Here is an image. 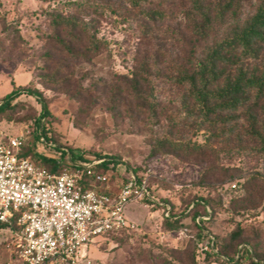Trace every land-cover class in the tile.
Here are the masks:
<instances>
[{
	"label": "trees",
	"instance_id": "obj_1",
	"mask_svg": "<svg viewBox=\"0 0 264 264\" xmlns=\"http://www.w3.org/2000/svg\"><path fill=\"white\" fill-rule=\"evenodd\" d=\"M121 5L129 11L123 22L135 29L138 42L131 68L120 76V84L104 82L102 89V82L81 87L77 97L83 100L102 90L92 100L106 97L111 107H125L148 128L159 126L164 134L152 142L153 154L173 155L184 163L196 164L212 163L220 149L233 156L264 157V0H70L64 6L69 12L64 13L63 7L49 14L47 39L51 48L42 84L70 88L74 68L92 61L108 47L99 36L105 10L118 13ZM167 86L177 97L165 102L160 95ZM22 93L42 101L39 90L18 88L0 103V122L13 120L17 107L25 106L18 102L12 105ZM43 118L45 124L40 127ZM49 118L44 104L36 123L47 141L57 145ZM202 132L207 133L208 140L201 144L194 138ZM65 155L63 152L62 158ZM22 156L51 171L62 168L56 157L42 155L34 146L24 147ZM74 158L92 159L84 154ZM93 158L116 162L112 156L102 154ZM233 185L230 192L239 195L235 201H264L262 175L254 173L241 186ZM195 203L196 208L215 209L208 199ZM198 217L195 212L192 218L196 221ZM199 221L195 223L196 246L207 237L206 222ZM165 225L179 229L181 220L169 211ZM132 232L122 231L114 239ZM209 239L211 248L203 253L211 263L245 264L247 259L248 264H264V225L236 222L227 236ZM161 259L154 257L151 264Z\"/></svg>",
	"mask_w": 264,
	"mask_h": 264
},
{
	"label": "rangeland",
	"instance_id": "obj_2",
	"mask_svg": "<svg viewBox=\"0 0 264 264\" xmlns=\"http://www.w3.org/2000/svg\"><path fill=\"white\" fill-rule=\"evenodd\" d=\"M68 1L0 0V103L18 88H34L42 94V101L22 93L12 102V105L18 102L25 106L17 107L13 120L0 122V141L23 134L25 147L34 146L38 153L48 156L57 154V150H47L36 140V120L46 104L51 133L58 148H70L73 156H112L119 166L114 169L116 177L113 178V164H109L108 184L116 187L122 185L128 174L148 179L153 203L132 202L125 209L129 221L136 225L134 232L119 236L113 244L105 243L101 237L94 239L82 248V252L88 254L82 264H151L154 257H163L155 264H217L211 263L203 253L211 248L209 238L227 236L236 222L264 225V201L261 203L257 198L239 203L235 201L239 195L230 192L232 184L241 186L254 173L264 177V157L233 156L220 149L212 163L196 164L184 163L173 155L153 154L152 142L164 134L159 126L148 128L125 107H111L106 97L97 102L92 100L102 90L83 100L77 97L81 87L88 88L99 82H102L101 89L104 82L111 86L120 84V76L131 68L138 42L135 29L123 22V18L129 16L123 5L117 8L118 13L110 8L105 10L99 36L108 47L92 61L74 68L70 88L43 85L45 78L41 76L44 77L43 67L51 48L47 39L49 14L63 9L64 13L69 12L68 7H64ZM155 48L156 45L152 47ZM160 96L167 102L177 94L167 86ZM207 140L205 132L194 138L201 144ZM201 199L211 200L215 209L196 208L195 202ZM167 211L179 217V229L171 230L165 225ZM195 212L199 215L196 221L192 218ZM200 219L206 222L207 237L196 246L195 223ZM9 258L6 248L0 245V264H9ZM244 263L248 264V260Z\"/></svg>",
	"mask_w": 264,
	"mask_h": 264
},
{
	"label": "built area",
	"instance_id": "obj_3",
	"mask_svg": "<svg viewBox=\"0 0 264 264\" xmlns=\"http://www.w3.org/2000/svg\"><path fill=\"white\" fill-rule=\"evenodd\" d=\"M44 124L43 118L40 127ZM37 135L47 150L58 151L52 156L62 168L51 171L23 157V134L0 141V245L9 264H82L88 257L82 248L94 239L113 244L122 231L136 228L125 209L153 199L148 179L128 174L122 185L108 184L105 165L113 164L114 178L118 163L76 160L68 149L48 142L39 127Z\"/></svg>",
	"mask_w": 264,
	"mask_h": 264
}]
</instances>
